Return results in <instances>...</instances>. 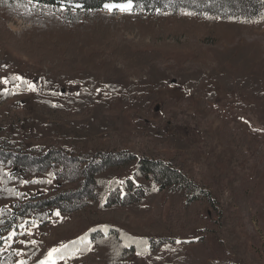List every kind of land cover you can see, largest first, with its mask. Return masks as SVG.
Instances as JSON below:
<instances>
[{
  "label": "rangeland",
  "instance_id": "rangeland-1",
  "mask_svg": "<svg viewBox=\"0 0 264 264\" xmlns=\"http://www.w3.org/2000/svg\"><path fill=\"white\" fill-rule=\"evenodd\" d=\"M105 10L76 21L58 10L0 0V57L7 61L1 88L13 85L9 75L24 84L20 94L0 101V140L21 132L16 142H25V154L32 148L46 153L54 145L69 157L72 141L63 133L46 134L41 140L30 137L36 117L56 127L61 123L67 131L81 132L78 144L94 149L84 150L86 155L124 151L138 158L170 160L209 188L214 205L186 208L159 192L149 195L141 207L102 210L93 200L69 213L54 209L43 226L29 218L0 235L3 251H14L19 263L26 257L28 242L35 241L31 245L42 257L110 224L116 228L113 237L122 231L172 241L174 247L172 255L160 250L135 253L119 264H264V120L259 113L264 101L238 87L227 89L231 74L264 69V27L235 29L186 15L161 22ZM126 52L145 67L136 73L128 68ZM85 72L98 76L100 83L91 86L74 79ZM157 72L171 85L148 89L149 84L132 83L152 79ZM117 78L130 83L126 91L113 92L102 83ZM187 80L197 83L184 87ZM36 96L51 98L59 109L37 105ZM71 97L79 102L68 103ZM66 156L61 160H68ZM115 164L118 170L107 173L108 179L121 183L132 177L134 167L125 169L122 160ZM70 178L64 171L52 182L50 195L37 197L39 190L28 182L19 190L37 201L62 192H79L71 195L73 200L91 198L81 177ZM111 240L101 244L105 247ZM95 247L100 246L93 243L92 252L76 261L58 258L56 264L112 263L103 252L95 253Z\"/></svg>",
  "mask_w": 264,
  "mask_h": 264
},
{
  "label": "trees",
  "instance_id": "trees-1",
  "mask_svg": "<svg viewBox=\"0 0 264 264\" xmlns=\"http://www.w3.org/2000/svg\"><path fill=\"white\" fill-rule=\"evenodd\" d=\"M17 1L32 3L38 7L47 8V10L51 9V11L58 10V12H63L65 17H76V21L80 16L106 12L103 5L107 3L127 2V0ZM132 3L133 7L130 11L121 12L114 9L112 14L116 15L121 12L135 15L137 18H143L144 20L151 18L161 22L166 18L186 15L204 22L210 21L213 25L230 24L235 29L248 26L264 27V0H132ZM186 13L192 14L188 15ZM153 53L150 52L149 54ZM124 58L126 66L134 72L135 70L138 72L141 67H145L136 65L135 58H131L129 52L124 53ZM5 62L7 61L0 57V101L20 94L19 92H22L24 88L23 82L18 83L14 75H9L8 77L13 85L7 90H2V73L6 68V66H3ZM218 68L225 69L222 66H218ZM247 72L248 74L244 76L230 73L232 79L227 83V89L231 91L233 87H238L239 90L246 92L253 99L264 101V69H261L259 73L252 69ZM159 73L152 75V79H139L138 82L132 83L149 84L148 89H161L171 85L170 81L168 82L169 84L167 83L165 75H159ZM161 73L163 74V72ZM74 79L89 83L91 86L101 81L98 76L90 72L80 73ZM102 83L113 90V92H116L117 89H121L124 92L126 91L125 85L130 84L126 82V79L119 78L102 80ZM196 83H191V80H187L184 87L194 86ZM80 91L84 93L83 89ZM36 98L35 101L41 102L37 103V105H43L47 109H59V106H57L58 102L51 98L41 96H36ZM74 98H68V103L79 102ZM54 111L59 112V110H53L52 112ZM259 113L264 120V107H260ZM34 119L30 122H33ZM35 120L37 122L35 130L30 134L31 138L41 140L46 134L54 136L63 133L62 136L64 135V137L72 141V146L68 153V155H71L69 157L63 155V152L54 148V145H52L53 151L41 153L36 151L39 149L32 148L29 150L30 153L25 154L22 151L27 148L25 142L23 144L16 142L20 140L18 136L22 134L21 132L12 135L11 139L0 140V235L11 229H16L19 225L26 223L29 218L37 221L39 226H43L48 222V218L54 209H61L63 213H69L74 211L73 208L77 205L84 209L87 207V203L92 204L95 202H98L97 205L102 210H108L116 205L127 208L141 207L148 196L155 192L166 193L173 199L180 201L186 208L198 203L214 205L215 200L212 198L209 188L203 183L195 181L181 166L174 164L170 160L138 158L124 151L117 152V155H105L101 152L86 155L87 152L84 150L94 149H86L84 143L81 142L78 144L77 141L81 137L80 131L72 129L67 131L61 123L60 126L56 127L52 123L44 122L45 120L43 123L41 118L37 117ZM75 150L79 151L76 152ZM64 156L68 157V160L62 161L61 159ZM91 158L92 160L89 161ZM121 160L125 163V169L129 170L134 167V172L131 178H125L120 183L115 179H108L106 174L118 170L115 162ZM64 171L71 175L70 179L74 178L76 180L77 177H81L80 183H85L83 188H87L92 193L91 198L73 200L71 195L79 192H62L54 196H45L37 201L35 197L28 198L24 192L19 190L21 186L28 182V185L32 188L39 190L37 197L44 195V193L45 195H50L52 182L60 178ZM93 200L96 201L94 202ZM7 203L12 207L8 208L5 205ZM105 227L106 231L104 230ZM114 227L107 224L93 228L83 236L86 237L85 240H74L75 244L69 242L66 244L68 248L66 250L61 249V253L58 255L62 256V258L76 261L78 258L92 252V250L86 249H89L93 243L100 246L98 249L95 247L96 250H93L95 253L101 251L103 252V258L106 260L112 258V263L109 262V264L122 263L127 257L135 253L151 254L160 250L162 252L168 251L172 255L174 248L172 241L161 240L160 238H139L125 234L122 231L119 236L113 237V235H116V228ZM105 239L112 240L111 242L107 241V246L103 247L101 241ZM2 245L0 240V264H19L17 263L15 252L12 250L3 251ZM77 248L80 251L73 255V251ZM24 251L26 255L25 264H39V261L46 256L40 255L42 257H39L38 248L34 244L31 245L30 242L25 245ZM181 258L182 254L177 256L176 259Z\"/></svg>",
  "mask_w": 264,
  "mask_h": 264
},
{
  "label": "snow or ice",
  "instance_id": "snow-or-ice-1",
  "mask_svg": "<svg viewBox=\"0 0 264 264\" xmlns=\"http://www.w3.org/2000/svg\"><path fill=\"white\" fill-rule=\"evenodd\" d=\"M105 9H107L108 11H112L114 9H118L121 12H125V11H130L132 8V0H127V3H121V4H112V3H108L105 4ZM188 15H191L192 13H186ZM15 79H21L20 77H15ZM7 81H5L6 83ZM25 83L28 84V87L31 90H35V86L32 85L30 82L25 81ZM57 215H59V213H57ZM23 227V226H22ZM105 231L107 230L106 227L104 229ZM94 231V230H93ZM13 235L10 233V236ZM81 241L85 240L86 237H81L79 238ZM31 243H35V241H32ZM72 244H75V241L70 242ZM177 243H180V241H177ZM68 245L66 244H61L59 247H54L52 249L49 250V252L47 253V255L44 257L43 260L39 261V264H56V259L58 258H62V256L58 255L61 253V249H67ZM86 250H90V249H86ZM80 249H75L73 251V255H75L77 252H79ZM17 255H19V253H17ZM19 264H25V262L23 260L19 261Z\"/></svg>",
  "mask_w": 264,
  "mask_h": 264
}]
</instances>
